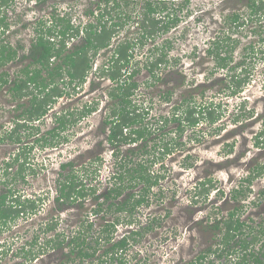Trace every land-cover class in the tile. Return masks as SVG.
Here are the masks:
<instances>
[{
  "label": "rangeland",
  "instance_id": "obj_1",
  "mask_svg": "<svg viewBox=\"0 0 264 264\" xmlns=\"http://www.w3.org/2000/svg\"><path fill=\"white\" fill-rule=\"evenodd\" d=\"M146 1L137 0V5H134L132 1L120 0V7H115L107 19L112 24L115 21H127L130 16L127 25L118 30L110 48L100 51L92 59V69L82 86L73 89V86L66 87L67 80L59 83V87L65 88L70 94L52 104L50 111L40 121L31 123L39 129L38 132L31 127L21 129L22 140L31 141L53 129L57 126L55 117L71 112L75 116L79 115L71 118L78 119L86 106L95 107V111L79 118L77 123L69 124L66 131L62 132L61 140L57 139L52 146L42 147L40 143L34 149H25L26 155H21L18 162L15 161L19 155L15 142L0 144V177L2 173L7 174L5 182L0 179V195L10 186L11 189L22 191L25 196L43 199L35 213L29 212L26 217L17 218L7 229L0 231V249L3 251L0 264H62L72 249L67 245L69 239L83 225L94 223L90 234L98 236L106 222L114 220L110 213L105 212L103 216L95 214L98 204L103 201V198L97 199V196L115 186L111 176L118 172L117 161L124 155L127 157L130 147H122V153L116 158L106 140L108 128L105 127V121L116 103L110 92L116 83L102 72L119 45L138 42L136 39L141 36L140 19L144 17ZM183 3L184 0L167 2L169 10L162 17L174 12L173 16L179 18V23L169 34L131 49L133 56L130 63L122 68V74L128 77L135 73L130 81L138 86L132 99L138 105L150 109L144 125H156L159 117L171 116L172 105L176 106L185 100L190 105L195 101L197 105L216 106L219 119L216 123L203 120L199 127L186 128L181 134L178 133L177 123L169 122L163 131L152 136L151 139H154L150 142V147L155 145L159 152L163 150L164 144L171 143L172 152L152 164L150 171L163 178L159 187L151 190L149 205L141 208L134 218L138 223L145 224L153 216L159 218V223L155 222L156 228L152 233L129 249L127 264H189L196 260L202 254L205 243L211 239V232L201 219L213 213L215 217V209H219L224 201L229 203L224 205V209H220L221 217L226 216L227 210H235L231 202L233 199L229 198L233 194L232 189L243 183L250 173L257 174L258 168L264 166V14L259 23L256 20L253 24L247 22L238 32H234L224 25L225 17L235 12L246 16L250 0H190L187 6ZM181 4L184 5L182 8ZM110 5L114 7V2L111 1ZM100 6L106 7L101 0H10L8 6L0 9V19H4L0 22V48L4 45L18 49V58L0 70V74L6 72L9 76V84L0 89V136L11 132L15 126L14 120L30 107L31 97L14 100L10 87L11 82L29 63V59L22 56L28 55L29 47L41 28L40 24L47 23V26H51L54 15L65 16L81 26L82 37L87 24L94 22L97 25L94 18L97 16H90L88 12L95 11L96 15H100ZM257 24L262 25L259 28L260 36L253 33ZM225 32L238 42L233 54L235 58L229 67L223 69L218 66L215 57L209 54L208 48L213 39ZM68 41L67 49L71 52L75 45L82 44V40L78 38ZM163 42L170 56L169 59L166 58L168 62L157 70L159 77L155 82L148 70L150 61H154L153 56L149 55L150 52L155 54V47ZM251 45L257 52L253 58L246 60V67L251 75L246 84L234 93L229 90L230 75L233 73L230 67L244 60V52H248L245 50ZM19 46L22 48L19 49ZM241 70L239 68L237 72L240 73ZM167 93L171 94V104H167L165 100ZM20 103L23 104L22 109ZM29 134L36 136H25ZM258 141L261 143L257 146ZM142 142L135 144L139 145L136 150L144 144ZM139 152L142 154V151ZM132 160L135 161L136 157L133 156ZM68 163H73L74 167L62 169L61 166ZM72 170L83 181L88 195L74 204L59 205L56 200L58 182L64 181ZM209 179L214 181L216 188L209 193L207 200L196 205L191 199L194 196L193 188L196 183ZM125 185H129L127 180ZM251 186L254 193L251 197L247 195L250 202L263 190L264 177L254 178ZM90 187L95 188L94 194L87 191ZM141 188L142 184H139L132 190L136 192ZM238 199L243 200L244 195H238ZM248 201L244 202L246 207L239 211L241 219L248 221L246 226L254 228L253 234H258V230L264 228V196L259 198L257 206ZM108 204L106 202L103 207ZM238 204H234L235 207H239ZM51 224L54 227L57 225L53 231L46 232L47 225ZM128 229L130 227L121 226L118 238L128 233ZM59 234L61 239L66 238L62 248L44 247L46 241ZM35 238L37 244L33 245ZM261 244L257 245L256 250ZM30 249L33 257L25 258ZM237 256H234L235 264H238ZM211 259L214 264L224 262L216 258H209L208 261Z\"/></svg>",
  "mask_w": 264,
  "mask_h": 264
},
{
  "label": "trees",
  "instance_id": "obj_2",
  "mask_svg": "<svg viewBox=\"0 0 264 264\" xmlns=\"http://www.w3.org/2000/svg\"><path fill=\"white\" fill-rule=\"evenodd\" d=\"M101 1L105 3L106 7L100 6L98 8L100 15H96L95 11L88 12L90 16H97L94 17L97 25H94V22L87 24L83 29L84 36L82 37H80L81 26H77L73 23L72 19L65 16L54 15V22L51 26H47V23L44 22H42L44 24H40L41 28L37 31V36L31 45L29 56H22V58L29 57L32 61L22 69L20 75L16 76L11 82L10 87V92L14 100L18 101L31 97V104L30 107L22 111L21 115H19L18 118L20 119L16 118L14 120L15 126L11 132L0 136L1 142L4 143L8 140L15 143L23 142L24 140H22L20 133L21 129H30L31 127L38 132L39 129L31 123L37 120L40 121L50 111L52 104L56 103L59 98L70 94L65 88H60L59 83L67 80L66 87L71 88L73 86V89L82 86L86 82L89 70L92 69V59L100 51L110 48L112 39L118 33V30L122 26L127 25L131 19L130 16H128L127 21H115L112 24H109L112 21L107 19L115 7H120V0ZM111 1L114 2V7H111ZM126 1L130 2V0ZM170 1L173 2L175 0L146 1L144 6L146 11L144 12V17L140 19L142 22L141 28L139 29L141 36L136 39L138 42H128L119 45L113 52L108 66H106L107 68L103 69V75L107 78L109 77L113 83H116L113 91L110 92L111 98L116 99V103L114 104L110 117L105 121V125H107L105 127L109 131L107 142L114 150L113 154H115L116 158L122 153V147L128 146L130 149L128 150L127 157L124 155V157L117 161L119 163L118 172L111 176V180L114 181L113 185L115 186L108 189L102 195L97 196V199L101 197L103 201L98 204V208L94 211L95 214L98 216L102 214L103 216L105 212L110 213L114 220L111 222L107 221L102 229H100L98 236H91L90 234L93 232L94 223L89 222L86 226L83 225L79 229V232L73 238L69 239L67 245L71 246L72 249L69 255L66 256V261L62 264H77L76 260H78L79 264H127V253L129 249L134 246V243H138L140 239L152 233L156 228V223H159V218L157 219V217L153 216L145 224L138 223L136 218H134L135 214L141 208L149 205L151 190L154 187H159V182L163 178L161 175H156L150 171L152 164L164 157V155L172 152V149H170L171 143L164 144L163 150L159 152L156 151L155 145L150 147L149 144L154 139H151L152 136L163 131L169 122L179 124L180 128L178 127V133L181 134V132H184L181 129L184 125L193 127L201 124L203 120L209 123H216L219 119V113L217 114L218 108L216 106L214 108L213 106L206 107L204 105H197L195 101H192L190 105L189 101L185 100L180 106L174 107L175 109L172 110L171 116L165 115L159 117L156 125L150 123L144 125V120L150 114V109L138 105L132 99L138 86L137 83L130 81L135 76V73L127 77L122 74V68L130 63L133 56L130 51L136 45L143 46L148 40L153 41L159 36L169 34L170 30L179 23V18L173 16L174 12L162 17V14L169 10L167 2ZM189 2L190 0H184L183 4L187 6ZM9 4L10 0H0V9ZM183 4H181L180 8L184 6ZM247 8L248 13L246 16L245 14L236 12L227 15L224 20V25L234 32H238L247 22L253 24L256 20L259 23L260 18L264 14V0H250ZM3 21L4 19L1 18L0 22ZM257 25H255L253 33L260 36L262 25H259V27ZM74 38H78L80 41L82 40V44L75 45L71 52L67 49L69 44L68 40H73ZM80 41H77V43ZM237 42L227 32L211 41L208 52L215 57L220 68L224 69L231 65L232 60L235 58L233 54L236 50ZM168 44H170L169 41ZM18 48L21 49L22 47L19 46ZM169 48H171L170 45ZM245 51L248 52H244V60L230 67L233 73L230 75L231 85L229 86V90H233L234 93H237L246 84L251 75L249 69L246 67V60L249 57L253 58L257 54L252 45L246 48ZM158 53L161 54L158 55ZM149 56H153L154 58V61L151 60L148 64L150 65L148 70L151 78L155 81L157 78V70L161 69L162 64L168 62L166 59L167 47L165 45L155 47V54L150 52ZM16 58H18V49L10 46H1L0 70ZM239 68H242L240 73L237 72ZM0 75L1 89L4 85L9 84V76L6 72ZM123 77L126 79H123ZM170 97L171 94L167 93L165 99L170 100ZM19 106L21 109L23 108V104L20 103ZM93 111H95V107L86 106L80 112L79 118L89 116ZM179 112L180 114H177ZM78 116L68 112L63 114L62 117H55V124L57 126L38 137L30 149H34L40 143L42 147L52 146L57 139L61 140L62 132L66 131L69 124H75L79 120V118L74 120L71 117L76 118ZM25 136L34 138L36 135L29 134ZM141 141L144 144H141V147L136 150L139 145L135 144ZM260 143L258 141L256 145L258 146ZM139 150L142 151V154H140ZM133 156L136 157L135 161L132 160ZM18 161L19 158L16 159V162ZM61 167L62 169H67L68 167L73 168L74 164H63ZM263 171L264 166L258 168L257 176L262 175ZM253 178L251 174L248 180L252 181ZM126 180L129 183L127 186L125 185ZM58 183L56 200L59 205H65L67 203L74 204L78 199H85L88 195L86 186L83 181L79 180L74 170L65 177L64 181L60 180ZM139 184H142V188L139 191L135 192L132 190ZM213 188L214 184L211 179L197 184L195 190H199V192L192 197L193 202L197 203L200 201L197 195L203 197V201L207 200ZM127 190L130 191L127 192ZM87 191L90 194H94L95 188L90 187ZM234 192L235 198L237 199L238 195L240 197V195H244L245 193L242 190H235ZM12 196H10V201L13 204L5 205L7 197L4 196L0 206V220L4 224L11 223L22 215H28L29 212L35 213L40 208L39 205L43 202L42 197H36V199L24 198V200H21L18 195L15 198ZM106 202H109L108 206L103 207ZM239 211L236 208L229 215L227 214L228 216L226 217H219L216 214L213 218V221L216 222V233H220L221 235V242L219 244H223L222 250L220 249L222 252L217 249L213 254L217 255L216 259L224 260L221 264H235L233 263L235 255H238L236 257L238 264H264V228L258 230V234H253L252 231L254 228L250 226L247 228V223H241V212ZM123 214H125L124 217H121ZM121 226H127L130 229H128V233L118 238L117 234H119ZM55 227L54 224L47 225L46 232L53 231ZM60 236L59 234L46 241L44 247L50 246V248H53L55 246V248H62L66 242V238L61 239ZM260 243H262L260 248L256 250L257 245ZM36 244L37 238L33 241V245ZM107 245H110V247L106 248L105 246ZM32 252L31 249L27 251L25 258H29V256L33 257ZM209 252L201 255L191 262V264H205L206 260L209 264H214L212 259L208 261L209 258H213L212 256H214H210ZM240 252L243 254L240 255ZM72 255L75 257L72 258Z\"/></svg>",
  "mask_w": 264,
  "mask_h": 264
},
{
  "label": "flooded vegetation",
  "instance_id": "obj_3",
  "mask_svg": "<svg viewBox=\"0 0 264 264\" xmlns=\"http://www.w3.org/2000/svg\"><path fill=\"white\" fill-rule=\"evenodd\" d=\"M130 1H132L133 2V4L134 5H137V0H130ZM74 40V39H73ZM151 41V40H150ZM161 45H164V42L163 43H161V44H158L156 47H158V46H161ZM30 48H31V46L29 47V50H28V55H26V56H29V53H30ZM169 56H170V52H167V56H166V58L167 59H169ZM27 59H29V63L26 65V66H28L30 63H31V61H32V59H30L29 57H26ZM25 59V58H24ZM28 61V60H27ZM12 62V61H11ZM9 64V63H8ZM7 64V65H8ZM20 73H21V71L19 72V75H20ZM156 75H157V73H156ZM157 78H156V80L158 79V75L156 76ZM166 100V99H165ZM166 102H167V104H171V101H169V100H166ZM170 102V103H169ZM183 103V101H181L180 103H178V105L180 106L181 104ZM178 105H176V106H178ZM175 107V105H172V108H171V110H173V109H175L174 108ZM171 113H172V111H171ZM170 113V114H171ZM177 114H180V112L179 113H177ZM178 126H179V128H180V125L179 124H177ZM199 125L200 124H198V125H196V126H193V127H188V126H183V128H181L182 130H185L186 128H197V127H199ZM178 128V129H179ZM106 130V129H105ZM107 132H108V134H109V131H108V129H107ZM108 134H107V137H108ZM37 138L38 137H35L34 139H32V140H37ZM28 141V142H26V141H23V143H15L16 144V146L18 147V153H19V155L17 156V158H19V160H21V155H26L25 154V149H30V147H31V145L33 144V142L34 141ZM107 140V139H106ZM7 142H11L10 140H8V141H5L4 143L3 142H1V140H0V144H6ZM12 143V142H11ZM257 144V143H256ZM28 145H30V146H28ZM19 146L21 147V148H19ZM22 149V150H21ZM16 158V159H17ZM26 158V157H25ZM16 159H15V161H16ZM10 166V165H9ZM263 173H264V171L262 172V175H260V176H257V174H254V173H250L249 174V176H247L246 177V179H244V181H243V183H241L236 189H232L233 191L231 192V193H233V194H231V196L229 197V198H231V200L233 199L234 201H236V202H233V200L231 201L232 203H233V208H238L240 211H242V209L243 208H245L246 207V205H245V203L244 202H246V201H248V200H250V199H248V197L250 196L251 197V195L254 193L253 192V189H252V181H249L248 179L250 178V175L252 174L253 175V177L254 178H263L264 176H263ZM6 173H2V175H1V177H0V179H3V181L5 180V177H6ZM15 178V177H14ZM253 178V179H254ZM22 179H23V181H24V177H22ZM212 180V179H211ZM1 181V180H0ZM2 181V182H3ZM5 182V181H4ZM212 182L214 183V181L212 180ZM197 185V183L195 184V186ZM195 186H194V188H193V194H196L197 192H199V191H197V190H195ZM8 188H6V189H4V191L2 192V194L0 195V206H1V204H2V200H3V197L4 196H6L7 198H6V203H5V205H8V204H13L11 201H10V196H12L13 194H14V196H12L13 198H15L17 195H18V197H20L21 198V200L23 199L24 200V198H26V199H32L31 197H28V196H25V195H23L21 192L22 191H16L15 189H11V188H9L10 186H7ZM216 188V186L214 185V188H213V190ZM212 190V191H213ZM235 190H242V191H245L246 193L244 194V199L243 200H239V199H237V198H235ZM246 190H248V191H246ZM211 191V192H212ZM210 192V193H211ZM217 192H220V190H218ZM219 194V193H218ZM247 195H248V197H247ZM262 196H264V188H263V190L262 191H260V193L258 194V197L257 198H255V196L253 197V201L252 202H250V201H248V203L249 204H252L253 206H257L258 204H259V198H261ZM197 197L199 198V200L200 201H198L197 203H195L196 205L197 204H199V202H201V201H203V197H200V195L198 196L197 195ZM33 199H36V196L33 198ZM192 199V198H191ZM227 200H228V198H227ZM261 200V199H260ZM203 203H205V202H203ZM227 203H229V202H226V201H224L223 202V205L221 206V207H219V209L218 208H216L215 210H217V212L215 213V214H217L216 216H219V217H221L220 216V209H224V205H228ZM236 203H239L238 205H239V207H235L236 205H234V204H236ZM195 205V206H196ZM228 211V215H229V213H231L232 211H234V209L233 210H231V209H229V210H227ZM214 212V211H213ZM226 214V216H228ZM213 215H214V213L212 214V215H208V216H206V217H204L203 219H201L202 221V223H206L205 224V226L207 227V228H209V229H207L208 231H210L211 232V239L209 240V241H207L206 243H205V248L203 249V252H202V254L201 255H205L206 254V252H208V251H210L209 252V254H210V256L211 255H214V256H212L213 258H217V255H215V254H213V252H215L217 249H221L222 250V248H223V244H219L221 241V239H220V237H221V235H220V233L218 234V233H216L217 232V229L215 228V225H216V222L215 221H213ZM240 215H241V213H240ZM226 216H224V217H226ZM22 217L24 218V217H26V215H22ZM240 220H241V223H247L248 224V221H245V220H242L241 219V217H240ZM14 222V221H13ZM13 222H9V223H7V224H4V222L3 221H1L0 220V231H2V230H5V229H7V227L8 226H10ZM202 225H204V224H202ZM247 228H249L248 226H247ZM220 250V252H222ZM3 251L0 249V256L3 254L2 253ZM212 252V253H211ZM219 252V253H220ZM200 255V256H201ZM199 256V257H200ZM198 258V257H197ZM207 259V258H206ZM193 262V261H192ZM206 263H208V262H205V264ZM16 264H25L24 262H22V263H16ZM190 264H191V262H190ZM209 264V263H208ZM221 264V263H220Z\"/></svg>",
  "mask_w": 264,
  "mask_h": 264
},
{
  "label": "clouds",
  "instance_id": "obj_4",
  "mask_svg": "<svg viewBox=\"0 0 264 264\" xmlns=\"http://www.w3.org/2000/svg\"><path fill=\"white\" fill-rule=\"evenodd\" d=\"M199 182V181H198Z\"/></svg>",
  "mask_w": 264,
  "mask_h": 264
}]
</instances>
